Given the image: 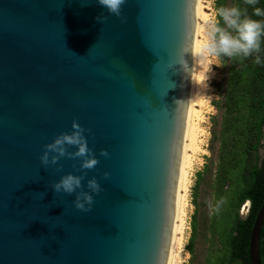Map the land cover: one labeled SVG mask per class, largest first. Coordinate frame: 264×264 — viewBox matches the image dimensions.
<instances>
[{
  "label": "water",
  "instance_id": "water-1",
  "mask_svg": "<svg viewBox=\"0 0 264 264\" xmlns=\"http://www.w3.org/2000/svg\"><path fill=\"white\" fill-rule=\"evenodd\" d=\"M199 2L125 0L117 17L96 0H0V264H169L192 84L181 65L194 64L181 49L195 53ZM73 120L96 166L72 145L41 164ZM69 173L77 191L100 184L89 210L52 188ZM263 222L264 202L251 264H264Z\"/></svg>",
  "mask_w": 264,
  "mask_h": 264
},
{
  "label": "trees",
  "instance_id": "trees-1",
  "mask_svg": "<svg viewBox=\"0 0 264 264\" xmlns=\"http://www.w3.org/2000/svg\"><path fill=\"white\" fill-rule=\"evenodd\" d=\"M230 6L264 20L253 15L254 7L264 9V0L255 5L246 0H215L221 26L217 10ZM258 54L264 60V36ZM255 55L217 59L224 76L215 84L218 99L212 102L216 115L211 117V155L192 188L188 264H195L198 247H203L201 264H251L250 236L264 202V63L256 64ZM246 204L247 212L242 214ZM259 252L263 262L264 222Z\"/></svg>",
  "mask_w": 264,
  "mask_h": 264
},
{
  "label": "clouds",
  "instance_id": "clouds-1",
  "mask_svg": "<svg viewBox=\"0 0 264 264\" xmlns=\"http://www.w3.org/2000/svg\"><path fill=\"white\" fill-rule=\"evenodd\" d=\"M97 4L105 9L109 14L119 17L121 15V7L125 0H96ZM249 5H255L257 0H246ZM217 15L222 20L223 26L219 21H213L206 31V36L200 43L199 48L195 53L190 47L184 46L181 51L183 53L191 52L192 55L199 58V65L193 66L191 70H186L183 65L182 69L185 74L191 78L192 70L199 72V82L204 84L209 79L208 74L212 72V65L218 64L212 62L208 57H249L253 53L254 62L256 64L264 63L261 56L258 54L261 48V37L264 36V20L252 19L242 11L239 7H220L217 10ZM253 15L264 17V9L260 7L253 8ZM97 20L103 21V16H98ZM171 67V65H169ZM83 127L75 120L71 123V131L61 132L56 135L51 142L43 146V151L39 157L41 164H55L60 157L66 154V145L75 146L76 151L69 153L72 157L80 158V167L82 169H92L98 163V158L93 154L88 147ZM50 154L51 155L50 157ZM101 156H107L106 150H100ZM105 177L108 173H104ZM80 176L72 175L71 173L62 176L58 181L52 184V188L57 193L73 194L76 193L74 200L75 208L87 211L93 203V193H98L101 190L100 184L93 177L87 180L88 191H77L81 188Z\"/></svg>",
  "mask_w": 264,
  "mask_h": 264
},
{
  "label": "rangeland",
  "instance_id": "rangeland-1",
  "mask_svg": "<svg viewBox=\"0 0 264 264\" xmlns=\"http://www.w3.org/2000/svg\"><path fill=\"white\" fill-rule=\"evenodd\" d=\"M214 1L215 0H201L203 11L206 13L205 19L198 22L202 29L199 35V39L201 42L205 38L206 31L209 28L210 24L213 21H217L216 12L214 10ZM208 59L218 64L219 66L212 65V72L208 74L209 79L205 81L207 87L200 82H198L200 84H197L198 87L196 86L197 89L200 88L203 101L201 105L196 106V110L198 111V117L194 119V123L197 125L198 131L195 140L196 148L195 150L190 152L192 159H191V167L188 170L189 184H188V191L186 197L187 200V206L185 208L186 216L184 218V223L182 225V233L179 236L181 237L182 246L179 250L180 252H179L178 264H188L190 259V255L186 250V245L188 244V240L190 237V232H191L190 220L194 212V207L192 205V188L195 185L196 174L203 169V166L207 162V158H209L211 155L208 151L209 141L211 138V134H210L211 117L216 115V111L213 108L212 102L218 99L216 95L215 84L220 82L222 80V77L224 76L223 73L224 71L221 68L217 58L208 57ZM198 65H199V61H198ZM200 200L202 201V198ZM247 206L248 205H246V207L245 206L242 207L241 209L242 214H245L247 212V208H248ZM202 251H203V247L202 248L198 247L197 259L195 261V264H201L203 260Z\"/></svg>",
  "mask_w": 264,
  "mask_h": 264
},
{
  "label": "bare ground",
  "instance_id": "bare-ground-1",
  "mask_svg": "<svg viewBox=\"0 0 264 264\" xmlns=\"http://www.w3.org/2000/svg\"><path fill=\"white\" fill-rule=\"evenodd\" d=\"M206 13L203 11V7L201 4V0L199 2V12H198V22L205 19ZM201 26L197 23V33H196V43H195V52L200 46L199 35L201 33ZM199 58L194 56V64L193 66H198ZM199 72L197 70H193L192 74V84H191V95H190V105H189V113H188V121H187V130H186V138H185V147H184V155H183V164H182V173H181V182H180V191H179V200L177 207V215H176V223H175V231L171 249V255L169 264H178L179 263V250L181 248V237H179L182 233V225L184 223L185 208L187 206V191H188V178H189V168L191 167V159L192 156L190 152L195 150V140L197 135V125L194 123V119L198 117V111L196 110V106L202 104V96L200 92V88L197 89L196 86L199 82ZM198 87V86H197ZM204 90V89H203Z\"/></svg>",
  "mask_w": 264,
  "mask_h": 264
},
{
  "label": "flooded vegetation",
  "instance_id": "flooded-vegetation-1",
  "mask_svg": "<svg viewBox=\"0 0 264 264\" xmlns=\"http://www.w3.org/2000/svg\"><path fill=\"white\" fill-rule=\"evenodd\" d=\"M247 205V204H246ZM246 205H245V207H246ZM248 207V206H247ZM262 263H264V260H263V262Z\"/></svg>",
  "mask_w": 264,
  "mask_h": 264
}]
</instances>
